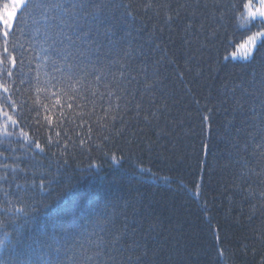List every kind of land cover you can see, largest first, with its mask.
Returning a JSON list of instances; mask_svg holds the SVG:
<instances>
[{"label":"snow or ice","instance_id":"snow-or-ice-1","mask_svg":"<svg viewBox=\"0 0 264 264\" xmlns=\"http://www.w3.org/2000/svg\"><path fill=\"white\" fill-rule=\"evenodd\" d=\"M25 110L35 114L31 133ZM218 114L226 155L212 166L202 163L203 136ZM190 118L201 144L191 189L177 190L200 202L210 251H190L183 225L165 228L137 192L101 204L87 228L73 209L59 231L30 237L32 264H248L249 255L264 264V0H0V215L8 223L71 196L70 180L39 171L47 158L78 148L96 154L88 168L97 171L109 161L123 167L137 150L188 159L177 143ZM214 178L218 196L208 200ZM217 200H227L238 236L213 223ZM0 264L13 262L5 255Z\"/></svg>","mask_w":264,"mask_h":264},{"label":"trees","instance_id":"trees-1","mask_svg":"<svg viewBox=\"0 0 264 264\" xmlns=\"http://www.w3.org/2000/svg\"><path fill=\"white\" fill-rule=\"evenodd\" d=\"M189 87L197 88L196 85H189ZM176 88L179 89L180 85L177 84ZM24 114L26 125L32 124V128L26 126L25 130L31 133L35 125L28 117L34 118L35 114L29 113L27 110ZM223 119V115L218 114L213 130L204 133L203 139L205 143H210V151L201 154L202 163L206 162L215 166L217 160L223 162L222 158L226 155L221 127ZM49 134L54 137V132L45 131L41 133L42 136ZM180 136L177 148L180 153L187 155L188 159H179L177 154H168V158H165L158 155L160 149L153 152L137 150L131 160L124 163L123 167L109 161L101 170L97 171L95 167L88 168L90 155L95 157V153L90 154L78 148L73 152L70 148V155L67 157L58 155L44 160L42 162L44 166L39 171L45 172L50 167L51 176L56 177L59 181L70 180L75 185L72 194L66 199L57 201L51 207L40 208L32 216L25 217L21 213H17L19 220L14 223H8L5 217L0 215V240L9 246L7 249L0 248V257L7 255L13 264H24V262L32 264L36 257L29 255L26 251L27 241L30 237L39 235L41 230L48 234L59 231L70 220L73 209L80 212L81 223L87 228L93 212L98 210L101 204L117 201L127 197L129 193L135 194L137 192L142 193L146 201L162 217L165 228L175 226L177 221L183 225V242L189 246L190 251L194 248L199 249L201 246L210 251L209 245L212 237L205 227L207 224L206 217L199 212L200 202L193 203L192 190H177V184H182L186 189H191L195 171V154L200 149L201 144L199 121L194 118L186 120ZM138 158L142 161L139 165L136 163ZM64 159L68 160L67 165L63 163ZM92 163L95 164L96 160L93 159ZM139 167L150 169L154 174L138 176L135 173L138 172ZM162 177H170L172 179L171 186L165 184L161 179ZM216 179L214 178L211 182L206 180L208 187L205 195L208 200L218 196ZM36 195L39 199L46 193L37 192ZM16 207H21V205H16ZM0 210H2V206H0ZM228 211L227 200H217L216 206L212 208L213 223L224 224L228 234L236 237L241 229L238 226H231V220L227 217ZM233 214H238V210ZM6 233H14L24 242L13 244L14 235H7L6 237ZM201 259L207 260V257H201ZM246 259L248 264H252L251 255Z\"/></svg>","mask_w":264,"mask_h":264}]
</instances>
